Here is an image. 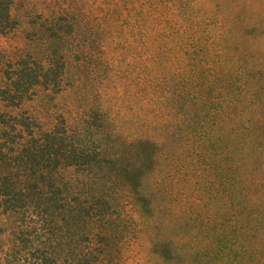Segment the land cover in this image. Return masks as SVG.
<instances>
[{"label": "trees", "instance_id": "1", "mask_svg": "<svg viewBox=\"0 0 264 264\" xmlns=\"http://www.w3.org/2000/svg\"><path fill=\"white\" fill-rule=\"evenodd\" d=\"M0 36V264H264V0H0Z\"/></svg>", "mask_w": 264, "mask_h": 264}, {"label": "rangeland", "instance_id": "2", "mask_svg": "<svg viewBox=\"0 0 264 264\" xmlns=\"http://www.w3.org/2000/svg\"><path fill=\"white\" fill-rule=\"evenodd\" d=\"M13 43L14 41L0 36V47H8L9 45ZM117 74H118L117 79L114 77L110 80L102 79L100 80V82H98L99 84H101V86H104L106 84L105 94L113 93L115 92V88H121L122 86H125L127 84V80L123 76L124 73L119 72ZM136 82L137 80H135V75H134V78L131 79V86H135ZM160 87H162V85ZM121 90L122 92H124L122 88ZM41 94L42 96L38 98L37 100L39 102L32 104L28 109L29 110L28 113L30 114H36V113L37 114H82L81 113L82 109L80 108L81 105L79 106V104L77 103V99L75 98L76 96H74V93L73 95L64 94L61 97H54V96L49 97L47 94H44V93H41ZM158 95H161V90L158 91ZM124 98H127V95H124ZM72 99H73V103H72ZM102 100L104 103H99V104H101L102 106H104L105 108L109 110L111 109L110 110L111 114H121L119 115L120 116L119 118H122V114L124 115L130 114L124 121H122L121 119L118 122V124L121 123V128L127 134L139 135V133L141 132L140 126H138L135 123L127 122V121H128V118H132V114H138L139 111L141 110H138V109L126 110L124 113H121L123 110V105L121 103L119 104L117 103L116 105L115 102L111 101V98H108V95H105ZM1 112H2V105L0 104V113ZM141 113L146 114V111H142ZM131 264H134V263L131 262ZM146 264H150V263L147 261Z\"/></svg>", "mask_w": 264, "mask_h": 264}]
</instances>
